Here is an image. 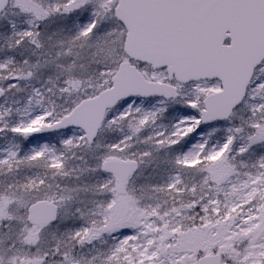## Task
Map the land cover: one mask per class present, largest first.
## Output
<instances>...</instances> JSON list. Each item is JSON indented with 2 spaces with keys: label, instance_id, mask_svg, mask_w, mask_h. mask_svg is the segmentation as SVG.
Instances as JSON below:
<instances>
[{
  "label": "snow or ice",
  "instance_id": "6c2138e0",
  "mask_svg": "<svg viewBox=\"0 0 264 264\" xmlns=\"http://www.w3.org/2000/svg\"><path fill=\"white\" fill-rule=\"evenodd\" d=\"M0 264H264V0H0Z\"/></svg>",
  "mask_w": 264,
  "mask_h": 264
}]
</instances>
